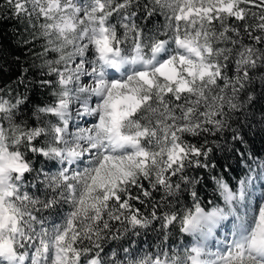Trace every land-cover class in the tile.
Returning a JSON list of instances; mask_svg holds the SVG:
<instances>
[{"label":"clouds","instance_id":"1","mask_svg":"<svg viewBox=\"0 0 264 264\" xmlns=\"http://www.w3.org/2000/svg\"><path fill=\"white\" fill-rule=\"evenodd\" d=\"M4 7L0 264H264V0Z\"/></svg>","mask_w":264,"mask_h":264},{"label":"trees","instance_id":"2","mask_svg":"<svg viewBox=\"0 0 264 264\" xmlns=\"http://www.w3.org/2000/svg\"><path fill=\"white\" fill-rule=\"evenodd\" d=\"M4 6L5 0H0V31H9L13 28H19L20 26L18 25L17 21L15 19L10 18V10L6 9ZM9 34L11 35V32H9Z\"/></svg>","mask_w":264,"mask_h":264},{"label":"snow or ice","instance_id":"3","mask_svg":"<svg viewBox=\"0 0 264 264\" xmlns=\"http://www.w3.org/2000/svg\"><path fill=\"white\" fill-rule=\"evenodd\" d=\"M11 2V0H5V4ZM17 10H19L20 5L17 4ZM187 223V222H186ZM258 230L260 233V238L253 240V246L256 248H264V208L259 209V223H258Z\"/></svg>","mask_w":264,"mask_h":264}]
</instances>
